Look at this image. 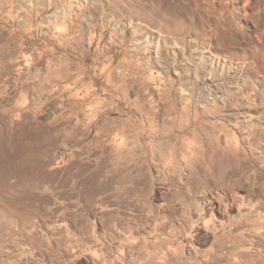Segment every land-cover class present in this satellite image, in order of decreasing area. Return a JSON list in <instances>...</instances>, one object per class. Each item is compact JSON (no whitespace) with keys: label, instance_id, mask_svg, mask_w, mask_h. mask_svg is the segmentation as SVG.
<instances>
[{"label":"rangeland","instance_id":"rangeland-1","mask_svg":"<svg viewBox=\"0 0 264 264\" xmlns=\"http://www.w3.org/2000/svg\"><path fill=\"white\" fill-rule=\"evenodd\" d=\"M0 264H264V0H0Z\"/></svg>","mask_w":264,"mask_h":264}]
</instances>
